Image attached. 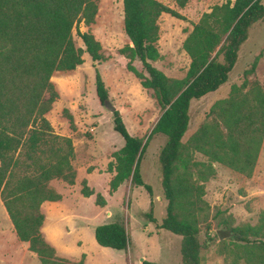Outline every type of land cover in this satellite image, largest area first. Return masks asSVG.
<instances>
[{
    "label": "trees",
    "instance_id": "trees-1",
    "mask_svg": "<svg viewBox=\"0 0 264 264\" xmlns=\"http://www.w3.org/2000/svg\"><path fill=\"white\" fill-rule=\"evenodd\" d=\"M174 1L184 9L192 0ZM263 1L235 0L205 13L183 43L190 66L186 76L178 79L168 77L154 63L161 59V17H185L159 0H123L124 31L131 45L120 53L129 61L127 70L153 92L161 116L146 138H138L130 134L119 111L113 114L114 129L125 145L108 165L109 194L127 182L144 188L151 198L148 218L159 229L182 237V264H202L206 247L200 240L199 217L204 212L205 184L216 174L214 164L245 178H252L256 169L264 143V89L259 84L234 85L229 97L212 107V119L186 143L183 139L190 127L192 103L228 83L251 29L264 21ZM98 13V0H0V199L18 239L29 245L41 264H85L58 257L42 234L41 209L46 202L63 199L53 181L74 186L77 179L73 141L57 134L47 118L60 99L54 74L75 71L87 54L96 70L97 96L103 105L110 100L98 68L105 59L102 44L92 32L81 31L82 25L95 24ZM75 34L83 48L77 46ZM135 62L141 63L146 75ZM63 116L75 130L68 109ZM152 145H160L162 187L168 201L160 224L153 216L154 189L144 175ZM196 154L207 162L197 161ZM81 193L86 198L96 194L87 180ZM96 204L105 208L107 200L98 194ZM222 225L235 236L222 242L224 264H264V212L256 225ZM94 233L103 248L127 251L131 243L121 222L99 225Z\"/></svg>",
    "mask_w": 264,
    "mask_h": 264
},
{
    "label": "rangeland",
    "instance_id": "rangeland-1",
    "mask_svg": "<svg viewBox=\"0 0 264 264\" xmlns=\"http://www.w3.org/2000/svg\"><path fill=\"white\" fill-rule=\"evenodd\" d=\"M159 1L176 10L185 20L166 14L161 17V59L154 66L168 77L183 79L190 66L183 43L193 26L215 6L235 0H192L184 9L174 0ZM98 3L95 24L90 28L82 25L81 31L92 32L102 44L105 59L98 68L109 90L110 101L120 112L128 131L134 137L146 138L160 118L161 108L153 92L145 90L140 80L127 70L129 61L120 53L126 45H131L124 31L123 0H98ZM75 41L78 47H84L76 34ZM84 60L85 63L75 71L55 73L52 79L60 99L47 118L57 134L73 141V166L78 181L74 186L60 180L51 183L63 201L48 202L41 209L47 222L42 233L56 249L58 257L74 263L84 260L85 264H143L145 261L182 264V237L159 229L148 218L151 198L144 188H135L127 182L112 196L109 194L112 174L108 173V165L113 154L124 147L125 141L114 129L113 113L97 96L92 59L85 54ZM134 66L146 75L140 62H135ZM244 83L248 86L259 84L264 89V21L251 29L228 83L192 103L190 127L183 142L186 143L204 122L212 119L209 117L212 107L227 99L234 85ZM65 109L74 117L75 130L63 116ZM160 150V145H152L144 161L145 179L154 189L153 216L159 224L166 216L168 205L162 187ZM196 160L207 162L201 154H196ZM213 167L216 174L205 184L204 212L199 217L200 240L206 247L202 264L225 263L221 254L222 242L228 243L230 239L221 241L217 235L219 230L230 231L222 225L224 222L231 223V227L256 225L260 213L264 212V143L252 178H245L220 164ZM84 180L95 190L96 194L90 198L81 193ZM98 194L108 201L107 207L97 206ZM108 222L125 225L131 240L127 251L103 248L96 242L95 228ZM28 248L27 243L18 239L0 199V264H41Z\"/></svg>",
    "mask_w": 264,
    "mask_h": 264
},
{
    "label": "water",
    "instance_id": "water-1",
    "mask_svg": "<svg viewBox=\"0 0 264 264\" xmlns=\"http://www.w3.org/2000/svg\"><path fill=\"white\" fill-rule=\"evenodd\" d=\"M105 107L111 112V113H115L117 111V108L115 105H113V103L109 100V101H106L104 103ZM217 235L219 237V239L221 241L223 240H226V239H230V238H234V233L229 231V230H219L217 232ZM141 261L143 262L144 259H141Z\"/></svg>",
    "mask_w": 264,
    "mask_h": 264
},
{
    "label": "crops",
    "instance_id": "crops-1",
    "mask_svg": "<svg viewBox=\"0 0 264 264\" xmlns=\"http://www.w3.org/2000/svg\"><path fill=\"white\" fill-rule=\"evenodd\" d=\"M92 173H94V172H92ZM92 173H90V174H92ZM87 175H89L88 172H87ZM77 181H78V176H77L76 182H77ZM88 183H89V182H88ZM123 186H124V185H122L121 187H123ZM121 187H120V188H121ZM120 188H119V189H120ZM62 201H63V200H62ZM46 203H48V202H46ZM46 203L43 204L42 208H44V206H45ZM51 203H53V202H51ZM56 203H58V202H56ZM107 203H108V201H107ZM106 207H107V206H106ZM100 208H101V207H100ZM102 209H103V208H102ZM45 224H47L46 221H45ZM45 224H44V226H45ZM43 228H44V227H43ZM43 228H42V230H44ZM43 232H44V231H43ZM42 234H43V236H45L44 233H42Z\"/></svg>",
    "mask_w": 264,
    "mask_h": 264
}]
</instances>
